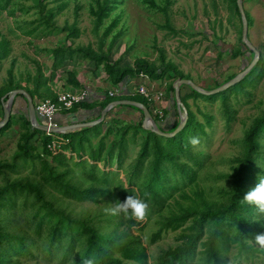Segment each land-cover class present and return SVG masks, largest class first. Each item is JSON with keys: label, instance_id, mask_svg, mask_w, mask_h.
<instances>
[{"label": "trees", "instance_id": "trees-1", "mask_svg": "<svg viewBox=\"0 0 264 264\" xmlns=\"http://www.w3.org/2000/svg\"><path fill=\"white\" fill-rule=\"evenodd\" d=\"M11 1L0 0V9L6 8ZM56 1L60 0H54ZM144 1L156 7L153 0ZM32 2L31 6L36 8L37 17L21 21L19 28L25 34L42 36L58 30L67 31L68 38L78 35L79 30L75 22L65 23L62 26H57L55 23V16L64 7L63 2L52 5H47L46 0H32ZM119 2L120 0H93L89 11L92 15L94 32L97 31L108 12ZM168 4L169 0H165V4L158 8L165 15V22L159 27L167 28L174 35L176 30L170 26L167 17ZM31 6H18L17 9L20 12H27ZM228 9L234 11L239 17L235 0H229ZM245 18L248 25L246 14ZM26 24L31 27L26 28ZM114 24L115 20L107 24L103 28L102 35L105 36L110 32ZM119 35L120 32L112 34L106 52H96L88 45L72 47L63 44L46 49L51 55L52 70L61 66L66 59L77 57L94 61L96 65L102 63L106 73L105 80L110 86L122 87L139 72L159 81L169 77L168 72L172 71V68L163 62L162 58L157 66L138 58L134 61L133 67H119L118 60L108 59V50ZM239 44L246 47L240 38ZM239 53L240 49L236 47L232 51V56ZM3 56V52L0 51V59ZM254 68L263 71L260 60L256 61L244 76L250 74ZM172 73V80L165 86L167 93L173 92L171 84L175 78H188L187 75L177 72L174 68ZM67 75V82L74 89L84 88L74 77L73 71L68 72ZM233 75H228L222 82ZM46 81L47 79L37 67L32 77V86L24 88L32 102L34 98L55 100V92L50 90ZM19 87L16 82L12 81V75L9 73L7 89ZM1 91L0 96L3 94ZM189 92L184 95L179 93V99L187 114L182 128L187 125L186 127L189 126L191 129L193 117L188 110L186 99L189 95L195 99L199 93L190 88ZM213 96H209L211 100L214 99ZM102 99V106L114 99H131L141 102L149 109L148 101L138 93L114 97L104 92ZM87 100L88 95L67 110H62V114L88 106L90 102ZM226 100L227 96L223 98L222 105L227 110L225 117L227 125L232 120L233 110ZM172 104L174 107V99ZM165 113L166 110L162 109V118L166 115ZM172 115L177 117L174 111ZM21 119L29 125L25 115L21 114ZM158 119L154 116L157 128L162 131H171L178 122V119L172 118L166 128L164 124L163 126L159 124ZM205 122L208 123V120ZM10 125L11 119H8L0 127V132L8 129ZM100 125L101 122L57 134L65 142L61 143L60 150L54 153L46 147L52 138L51 135L35 128L21 135L17 156L22 158L20 161L22 164L31 162L32 169L38 165L37 178L21 176L9 179L6 174L2 176L0 264H21L17 257L30 254L32 249L37 248V243L41 245L39 251L46 259L55 257L59 263L68 264H82L85 258H96L97 264H227V252L230 245L235 247L232 257L236 260H247L258 253L264 254V248H259L249 242L256 234L264 233V214L258 213L253 206L242 201L246 192L254 187L257 177L264 176V109L260 116L251 121L241 139L238 140L239 150L231 158L232 164L229 172L223 175H216V173L213 175V177L223 176L226 187L209 185L205 189H209L210 192H206L196 181L197 171L205 157L204 153L191 151L187 146L176 151L166 149L164 146L161 148L159 135L143 129L141 122L124 123L118 127H113L110 123L103 131L95 128ZM200 127L197 126L198 129ZM31 136L32 142L29 141ZM92 138H96L95 142H92ZM166 139L167 144L173 142L170 138ZM136 140H139L138 144H140L139 153L124 171L125 186L122 181L114 177L110 180L108 176L113 170H105L104 167L101 169L96 164L102 161L104 165L110 166L113 162L116 168H121L127 158L128 142L135 143ZM37 143L40 146L39 153L35 151ZM65 150H68L69 156L66 155ZM151 152L153 155L155 153L154 163H151L147 170L141 171L145 165L144 161ZM72 154L78 156L79 160L73 161ZM83 156H85L84 159H82ZM45 158H48L54 165H49ZM162 160L163 166H160ZM35 161L37 163H34ZM68 161L73 162L74 167L79 165L77 170L83 175V179L86 178L87 183L79 181L72 185L76 181L75 179L70 180L73 168L69 167ZM14 167L8 169L16 172L17 169ZM3 168H5V162L0 164V171ZM43 186L48 187L47 190L52 191L56 196H51L52 192H47ZM186 187L189 192L185 190ZM129 195L138 196L148 204L147 214L143 220L130 218L129 215L123 213L121 217L113 216L107 214L105 210L87 216L75 215L66 208V205L57 200V197H60L74 201L87 200L95 203L103 201L113 204L116 201L123 202ZM176 197L182 198L186 203H178L175 200ZM169 199L173 200L172 207L168 202ZM17 216H22V224L17 221ZM149 222H152L155 228L143 239L140 234L130 232V226L138 225L137 231L141 232L142 227ZM29 228L32 235L27 232ZM176 230L178 232L174 236L175 243L161 249L152 257L151 262H148L144 243L147 245L154 243L161 238L163 233Z\"/></svg>", "mask_w": 264, "mask_h": 264}, {"label": "rangeland", "instance_id": "rangeland-1", "mask_svg": "<svg viewBox=\"0 0 264 264\" xmlns=\"http://www.w3.org/2000/svg\"><path fill=\"white\" fill-rule=\"evenodd\" d=\"M60 2L64 3V7L55 16V23L57 26H62L65 23L75 22L79 30L76 37L68 38L67 31L54 30L48 35L33 36L20 30L21 21H28L37 17L36 8L31 6L33 4L32 0H12L6 8L0 9V51L4 54L3 58L0 59V90L3 92L0 96V120L2 118V105L6 100L5 97L12 90L7 89L9 73L12 75V81L16 82L20 86L19 89L22 90L25 86H32V77L37 67L47 79L46 85L53 92L74 89L67 82V73L72 71L76 80L82 87L86 88L87 92L94 89H111L105 80L106 73L102 63L96 65L94 61L86 58L72 57L52 70L51 55L48 54L46 49L63 44L72 47L88 45L96 52H106L112 34L120 32L107 53L108 59L111 61L118 60L119 67H133L134 61L138 58L145 59L157 66L160 63V58H162L163 62L171 66L172 71H169V77L162 81L147 76L150 81L156 83L155 89H160L163 92L158 103L149 102L148 105L151 107L150 110L154 106L166 110V115L158 119V121L163 119L166 128L169 124H166L165 118L172 114L170 111H174L177 115V117L171 116L172 118L177 120L180 117L176 106L173 107L171 104L173 92H165V86L172 80L173 68L177 72L187 75L188 79L207 90L215 87V84L222 82L228 75L241 71L250 61L249 51L239 44L241 36L240 17L234 11L228 9L229 0H169L167 17L170 26L176 30L174 35L167 28L159 27V25L164 24L165 15L158 8L165 4V0H153L156 7H152L144 0H120L108 12L96 32L93 31L92 15L89 11L93 0H60L56 2L46 0L47 5L59 4ZM241 4L248 20L246 38L259 50L257 60H260L263 71L261 72L257 68L252 69L250 74L244 76L239 82L218 91L214 96L212 95L213 100L210 98L212 97L211 94L199 93L195 99H192L189 95L186 103L193 117L192 128L190 129L186 125L174 137L159 135L158 138L161 148L164 146L166 149L176 151L187 146L191 151L204 153L205 157L200 169L197 171L196 181L206 192H210L209 189H205L209 185L226 187L223 176L213 177V175L215 173L216 175H223L229 172L232 164L231 158L239 150L238 140L241 139L244 130L247 129L251 121L260 116L264 109V54L262 52L264 42V0H241ZM18 6L31 7L27 12H20L17 9ZM112 20H115L114 26L110 32L103 36V28ZM25 27L30 28L31 25L26 24ZM236 47L240 49V53L232 56V51ZM140 80L142 78H138V76L131 77L124 87L131 94H135V88L137 89ZM106 90L104 89L105 93H107ZM179 93L182 95L190 93L189 87L181 84ZM226 96V103L233 110L232 120L227 125L225 124L227 110L222 105V100ZM166 100H169V105H165ZM36 101L34 98L33 103L35 104ZM128 108L135 109L132 106H128ZM120 112H123L125 118H128L129 122L126 120V123L141 122V115L135 118L134 115H130L126 111ZM21 114L25 115L24 100L19 94H15L9 109L8 119H11V125L8 129L0 132V164L5 162V168L0 171V185L2 184V176L5 174L9 179L21 176L37 178L38 165L32 169L31 162L28 161L22 164L20 163L22 158L17 156L21 135L32 129L30 125L21 119ZM150 114L154 121V115L151 112ZM38 120L41 119L38 118ZM205 120H208V123ZM198 125L201 126L200 129L197 128ZM100 126L95 128L100 129ZM191 137H199L200 143L195 147L192 146L189 144ZM31 138L32 136L29 141L32 142ZM166 138H170L173 142L167 144L168 140ZM138 141L136 140L135 143L128 142L127 158L121 168H116L115 165H112L113 162L110 166L104 165L102 161L96 165L101 169L104 167L105 170H113L108 176L110 180L114 177L122 181L125 186L124 171L128 168V164L138 156L140 148ZM35 151L38 153L40 151L38 143L35 145ZM64 152L68 154V150ZM161 154H163L162 151ZM154 155L153 152L150 153V156L144 161L145 165H143L141 171L147 170L151 163H154ZM72 156L73 161L79 160L75 154H72ZM46 160L49 165H54L48 158ZM68 162L69 167L73 168L70 180L74 181L75 179L76 181L72 185L79 181L87 183L86 178L83 179V175L77 170L79 165H76V168L73 162ZM188 163L190 162L188 161ZM160 166H163V160ZM13 167L17 169L16 172L10 170ZM43 188L48 189L45 186ZM185 190L189 192L187 187ZM47 192L51 193L52 191L47 190ZM51 196L56 195L52 192ZM57 200L66 205V208L72 214L81 216H87L113 206L112 203L103 201L95 203L93 201H74L73 199L68 200L60 197H57ZM175 200L180 204L186 203L185 200L179 197H176ZM168 202L172 207L173 200L169 199ZM118 216L121 217V214H118ZM16 219L22 224V216H17ZM137 227L138 225L130 226V232L140 234L143 239L154 230L155 225L149 222L142 227L141 232L137 231ZM119 229H121V226H119ZM27 232L32 235L30 228L27 229ZM177 232V230L168 231L163 233L161 238L154 243L148 245L144 243L148 254V262H151L152 257L161 249L175 243L174 236ZM40 248L41 245L37 243V248L32 249L30 254H22L17 259L21 264H68L66 262L59 263L55 257L46 259L39 251ZM234 253L235 247L230 245L227 252V264H264L263 253H258L247 260L233 259L232 255Z\"/></svg>", "mask_w": 264, "mask_h": 264}, {"label": "water", "instance_id": "water-1", "mask_svg": "<svg viewBox=\"0 0 264 264\" xmlns=\"http://www.w3.org/2000/svg\"><path fill=\"white\" fill-rule=\"evenodd\" d=\"M236 2V6L238 9V13H239V17H240V23H241V36H240V40L241 42L252 51L253 55L249 61V63L238 73L234 74L232 77H230L229 79H227L226 81L220 83L219 85L210 88V89H203L202 87H200L199 85L195 84L193 81H191L188 78H177L174 79L171 86H172V90H173V99L175 102V106H176V110L179 113V119L178 122L176 124V126L168 132L159 130L157 128L156 123L152 120L151 114L149 112V110L147 109V107L142 104L141 102L135 101V100H131V99H114L109 101L102 109L101 112L99 114V117L94 119V120H90L87 122H83V123H76V124H68V125H60L57 127H47L44 124H41L39 122H37V119L35 117L34 114V109H33V102L30 98V96L22 89L19 88H15L9 91L8 96L6 97V100L4 101V104L2 105V118L0 120V127H2L8 120L9 118V109H10V105L12 102V98L15 94H19L22 99L24 100V114L25 117L27 118L29 125L32 128L41 130L43 132L48 131V132H59V133H64L67 131H71L75 128H80V127H86V126H91L94 125L96 123H98L102 118L103 115L105 113V111L110 108L111 106L114 105H125V106H132L134 108H137L141 114H142V119H141V127L145 130H149L157 135L160 136H164V137H171L173 136L176 132H178L185 123V120L187 118V114H186V109L184 107V105L182 104V102L179 99V91H178V87L181 84L187 85L190 89L204 94V95H209V94H213L216 93L218 91H221L223 89H225L226 87L238 82L246 72H248L250 70V68L253 66V64L256 62V59L258 57V52L251 46V44L249 43V41L246 38V31H247V22H246V18H245V14L242 8V4H241V0H235ZM2 100V98H1Z\"/></svg>", "mask_w": 264, "mask_h": 264}, {"label": "built area", "instance_id": "built-area-1", "mask_svg": "<svg viewBox=\"0 0 264 264\" xmlns=\"http://www.w3.org/2000/svg\"><path fill=\"white\" fill-rule=\"evenodd\" d=\"M138 78H142L140 80V84H137V89L135 88V92L139 95L143 96L148 103H158L163 92L160 89H155V83L150 81L146 74L139 72L137 74ZM136 76V77H137ZM135 78V77H134ZM146 80V82H145ZM144 83V84H143ZM124 87V85H123ZM147 87V88H146ZM122 87L118 85L113 86L111 89L107 90L108 95H115L120 92ZM86 88L73 89L67 91H57L55 92L56 98L55 100H50L48 98L37 100L35 104H33L34 114L38 122L46 125L47 127H57L59 124L56 122V118L63 113L62 110H67L74 103H77L81 100H84L87 97ZM149 105V111L156 117L161 118L162 110L157 106H154L152 110ZM40 118L41 120H38ZM45 134H49L52 136L51 140L46 144V147L51 152H57L60 150L59 145L64 143L65 141L58 136L59 132H48L45 131Z\"/></svg>", "mask_w": 264, "mask_h": 264}, {"label": "crops", "instance_id": "crops-1", "mask_svg": "<svg viewBox=\"0 0 264 264\" xmlns=\"http://www.w3.org/2000/svg\"><path fill=\"white\" fill-rule=\"evenodd\" d=\"M155 85H156V83H155ZM108 87L112 88V86H110V85ZM104 89L106 90V88H104ZM104 89L90 90L87 94L88 95L87 101L90 102V104L86 107L78 108L74 112H65L64 114L61 113L60 117L56 118L57 124H59V126L60 125H68V124L70 125V124H76V123H83V122H87V121L94 120V119L98 118L99 114L101 112V109L108 103L107 102L104 106L101 105L102 101H103L102 98L104 97ZM107 90H108V88H107ZM127 94H131V92L126 90L125 87H122L120 92H118L115 95H111V96H114V97L115 96H125ZM168 102H169V100H166L165 105H169ZM171 104H172V102H171ZM120 111H126V112L130 113V115H134L133 117H135V118L140 116V115L142 116L141 112L137 108L133 109V108H128V106H125V105H114L105 111L103 118L99 121L102 124L100 130L103 131L105 129V127L110 123L113 124V127H118V126L126 123V120H128V118H125L126 116L123 115L122 114L123 112H120ZM170 113L173 114V111L172 112L170 111ZM172 114H169V116H170V117L168 116L169 119H165L166 124L170 123V121L172 120V117H171V116H173ZM128 122H129V120H128ZM159 122H160L159 124H161L163 126V119L160 120ZM132 123H134V121ZM80 128H83V127H80ZM80 128L77 127L73 130H78ZM95 140H96V138H92V142L93 141L95 142ZM66 155L69 156V152ZM83 157L85 158V156H83ZM112 165H115V163H113Z\"/></svg>", "mask_w": 264, "mask_h": 264}, {"label": "clouds", "instance_id": "clouds-1", "mask_svg": "<svg viewBox=\"0 0 264 264\" xmlns=\"http://www.w3.org/2000/svg\"><path fill=\"white\" fill-rule=\"evenodd\" d=\"M200 143L199 137H191L189 144L197 146ZM147 195V194H146ZM244 203L253 206L258 213L264 214V176H258L254 187L246 192L242 200ZM148 204L138 196H127L123 202L116 201L110 208H105L107 214L116 216L118 214L129 215L130 218L143 220L147 214ZM254 246L264 248V233L256 234L253 240H249ZM82 264H97L96 258H85Z\"/></svg>", "mask_w": 264, "mask_h": 264}, {"label": "flooded vegetation", "instance_id": "flooded-vegetation-1", "mask_svg": "<svg viewBox=\"0 0 264 264\" xmlns=\"http://www.w3.org/2000/svg\"><path fill=\"white\" fill-rule=\"evenodd\" d=\"M247 32V31H246ZM250 43V42H249ZM251 44V43H250ZM251 46L258 52V56H259V50H257L252 44H251ZM246 50H248L249 51V53H250V59H251V57H252V55H253V53H252V51L250 50V49H248L247 47H244ZM262 52H263V54H264V42H263V46H262ZM258 58V57H257ZM256 61H258L257 59H256Z\"/></svg>", "mask_w": 264, "mask_h": 264}]
</instances>
